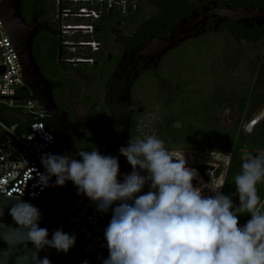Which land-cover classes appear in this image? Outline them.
<instances>
[{
	"label": "clouds",
	"instance_id": "obj_1",
	"mask_svg": "<svg viewBox=\"0 0 264 264\" xmlns=\"http://www.w3.org/2000/svg\"><path fill=\"white\" fill-rule=\"evenodd\" d=\"M173 127L182 124L177 120ZM119 152L130 173H120L117 157L93 148L42 154L44 171L36 174L41 190L52 186L53 177L57 186L71 181L99 213H111L103 231L108 255L97 257L100 264H264V204L256 187L264 183V151L245 150L240 156L234 178L239 206L220 191L223 184L194 186L196 170L175 159L155 134L130 137ZM0 194L13 198L0 209V217H12L11 224L0 220L5 244L0 264H51L41 252L67 254L75 245L76 235L63 229H54L49 238L48 229L39 226L42 211L23 194L12 196L2 188ZM245 213L251 219L241 226L238 215Z\"/></svg>",
	"mask_w": 264,
	"mask_h": 264
},
{
	"label": "flooded vegetation",
	"instance_id": "obj_2",
	"mask_svg": "<svg viewBox=\"0 0 264 264\" xmlns=\"http://www.w3.org/2000/svg\"><path fill=\"white\" fill-rule=\"evenodd\" d=\"M229 11L247 13L232 20ZM21 14L26 23L37 24L32 53L42 75L52 85L56 106L66 113L76 151L92 150L87 145L89 132L97 116L108 112L106 97L109 99L111 79L132 51L144 40L173 35L191 36L168 50L156 68L143 69L148 59H139L131 89L144 73L156 71L174 48L221 33L251 46L256 53L239 55L236 62L240 79L230 87L226 80L221 98H215L220 101L216 116L223 104H233L237 113L234 129L220 136L226 140L244 116L251 120L250 125L264 126V0H25ZM131 89V103L142 111L131 114L130 125L145 110L136 97L134 100ZM235 94L239 96L235 98ZM207 98L212 97L207 94ZM237 100L244 104V112H240ZM109 112L111 119L110 107ZM102 154L112 156L113 144L112 153ZM72 184L66 182V186Z\"/></svg>",
	"mask_w": 264,
	"mask_h": 264
},
{
	"label": "water",
	"instance_id": "obj_3",
	"mask_svg": "<svg viewBox=\"0 0 264 264\" xmlns=\"http://www.w3.org/2000/svg\"><path fill=\"white\" fill-rule=\"evenodd\" d=\"M246 13L247 11H229L228 16L232 20H237L239 16ZM0 20L7 30L9 41L15 50L22 68V78L24 79L25 87H20L19 90L29 89L32 92V96H0V98L33 99L38 101L46 111L47 119L45 124L47 123L46 126L54 133L61 154L65 152L69 154L76 153L77 151L73 147V137L68 132L66 113L56 106L52 94V85L42 75L32 53V43L37 33V24L34 21L30 23L25 22L21 14V0H1ZM190 36L173 35L168 38L162 37L160 39H149L140 42V46L132 51V56L113 75L109 86V107L114 128L112 156L118 158L121 174L130 173L131 169L126 157L120 154L119 149L121 146H127L128 144L131 114L142 111V108L132 104L130 99L131 84L138 75L136 70L137 61L145 56L148 62L142 65V68H156L159 59L168 50L179 45L184 37ZM0 71H3V68H0ZM132 72L134 73L131 77ZM121 126L122 129L118 131L117 129ZM75 158L79 159L78 156ZM205 168L206 166H198V170L201 173H203ZM118 179H122V176H118ZM30 180L36 181L37 176L32 175L28 180L25 195L22 199L32 203L42 211L43 216L39 226L48 229L49 238H51L54 229H63V231L69 234L74 233L76 235V243L67 254L62 252L57 253L55 249H48L47 252H41L40 255H47L51 264H82L85 259L89 261V264H100L97 257L101 255L107 257V249L94 239L86 240L79 232L78 226L59 216L55 205L48 201L47 198L37 197L27 199ZM194 181L193 179L192 182ZM66 193L69 199L72 200L83 198L85 201L87 199L84 195L77 193V189L73 184L67 186ZM12 199L0 194V209L10 205ZM0 220L9 224L12 223V217L7 215V213L3 217H0ZM4 247L3 241H0V248Z\"/></svg>",
	"mask_w": 264,
	"mask_h": 264
},
{
	"label": "built area",
	"instance_id": "obj_4",
	"mask_svg": "<svg viewBox=\"0 0 264 264\" xmlns=\"http://www.w3.org/2000/svg\"><path fill=\"white\" fill-rule=\"evenodd\" d=\"M85 15L96 16L94 12L91 14L85 12ZM0 60V68H3V71H0V96H32L29 89L19 90L20 87H25L22 68L1 20ZM27 90L29 91L28 94L26 93ZM46 119L45 109L36 100L0 98V175L2 174L0 176V188L12 196L23 194V198L30 177L32 175L37 176L38 172L44 171L40 163L42 154H58L56 137L46 126ZM48 136L52 137L51 141L46 138ZM169 151L175 159L197 161L200 162L198 166H206L203 173L198 170V166H195L201 180L196 177L193 184L201 182L207 184L208 187H219L223 184L230 163V151L174 148L169 149ZM197 152L205 156L216 155L217 158H198L194 156ZM186 166L189 167L187 163ZM3 170L5 171L2 173ZM219 176L222 178L220 184L218 183ZM54 180L55 177L50 182L52 186L43 188V190L37 184V180H30L27 199L45 197V194H49L51 203L55 205L59 216L76 224L79 232L86 240L94 239L103 246L105 243L103 231L110 220L111 213H99L95 204L90 202L88 198L85 201L83 198L69 199L66 186L54 185Z\"/></svg>",
	"mask_w": 264,
	"mask_h": 264
},
{
	"label": "rangeland",
	"instance_id": "obj_5",
	"mask_svg": "<svg viewBox=\"0 0 264 264\" xmlns=\"http://www.w3.org/2000/svg\"><path fill=\"white\" fill-rule=\"evenodd\" d=\"M255 53L251 46L238 43L230 36L221 33L214 34L208 39L192 40L174 48L163 57L156 71L144 73L132 86V97L134 100L136 97L140 105L145 108L135 119L137 130L142 136L155 134L159 138L156 126L170 114L184 111L190 105L200 104L207 94L220 99L221 88L226 80L227 86L230 87L240 79L241 70L236 62L239 55ZM100 93L102 96L103 91L101 90ZM81 114L85 115V112ZM236 114L233 104L219 105L217 110L220 122L219 133L226 134L234 129ZM250 122L251 120L244 116L238 129L235 130V137L238 140L246 137L242 142L244 151H264V144L261 147H249V140L264 136V126H252ZM194 156L217 158L216 155L205 156L198 152ZM182 160L196 170L197 178L201 180L195 168L200 162ZM221 181L222 178L219 176L218 183L220 184ZM200 183L193 185L199 186Z\"/></svg>",
	"mask_w": 264,
	"mask_h": 264
},
{
	"label": "trees",
	"instance_id": "obj_6",
	"mask_svg": "<svg viewBox=\"0 0 264 264\" xmlns=\"http://www.w3.org/2000/svg\"><path fill=\"white\" fill-rule=\"evenodd\" d=\"M24 1L25 0H21L22 5ZM26 93L28 94L29 91L27 90ZM233 96L236 98V96L239 95L235 94ZM219 103L220 101L216 100L215 98L212 97L210 99L206 96V98L201 100L200 104L196 103L188 106L184 111L170 114L168 118H165L162 123H159L156 126V130L159 133V138L165 141L166 146L169 149L174 148L222 152L230 151V163L225 175L221 192L231 196L233 204L235 206H239V198L238 195L235 194L236 186L234 183V178L240 171V156L244 151L242 142L246 140V137H241L240 140L236 139L235 130L228 136L226 140L220 136V122L216 116V108ZM238 104L240 105V112H244V104H241V102H238ZM106 105L108 112H104L103 115L97 116L96 120L94 121L95 126L92 125V129L89 132L87 145H90L92 149L96 148L101 153H112L114 131L109 115L108 96L106 97ZM177 120L181 122L182 127H173L174 122ZM138 135L142 136L139 130H137L135 122H132L130 125V137L134 138ZM249 142L250 148L261 147L264 144V136H258L257 138L249 140ZM256 187L257 194L260 197V201L262 203L264 200V185L259 183ZM45 198L51 202L49 194H45ZM249 219H251L250 213L239 214L238 224L242 225Z\"/></svg>",
	"mask_w": 264,
	"mask_h": 264
}]
</instances>
